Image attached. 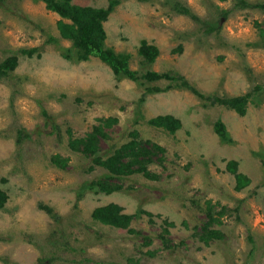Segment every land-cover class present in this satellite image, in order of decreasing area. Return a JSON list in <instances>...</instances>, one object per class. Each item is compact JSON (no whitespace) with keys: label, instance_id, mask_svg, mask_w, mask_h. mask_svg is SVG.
<instances>
[{"label":"rangeland","instance_id":"obj_1","mask_svg":"<svg viewBox=\"0 0 264 264\" xmlns=\"http://www.w3.org/2000/svg\"><path fill=\"white\" fill-rule=\"evenodd\" d=\"M177 2L199 20L178 13ZM241 5L120 0L104 22L106 44L130 55L137 73L130 79L97 57L79 60L43 1L0 0V62L18 57L0 79V187L9 195L0 209V264H264V11ZM143 41L158 47L154 62L140 54ZM149 71L183 75L207 96L254 95L241 115L168 89L166 79L150 81ZM155 87L162 91L148 92ZM159 116L174 117V131L150 123ZM98 126L102 159L132 133L162 146L149 165L158 178L113 177L108 183L121 189L101 191L95 184L107 168L70 146ZM233 160L250 179L241 190L228 168ZM208 201L221 238H207ZM112 203L132 217L127 227L93 217Z\"/></svg>","mask_w":264,"mask_h":264},{"label":"trees","instance_id":"obj_2","mask_svg":"<svg viewBox=\"0 0 264 264\" xmlns=\"http://www.w3.org/2000/svg\"><path fill=\"white\" fill-rule=\"evenodd\" d=\"M46 4L47 9L56 12L60 19L57 22V28L60 35L73 43V52L79 60H87L90 57H97L106 64H108L117 76H125L130 79H137V73L130 68V55L127 53H119L106 44L107 34L104 28V22L107 21L109 15L114 11L120 0H110L107 7H94L75 4L73 0H41ZM243 8H259L264 11V2L251 4L244 0H239ZM175 7L177 12L185 14L193 19L199 18L191 11V9L179 2ZM261 30V28H260ZM264 35V30H261ZM33 50H28L32 53ZM140 54L149 62H154L159 55V49L156 45L149 44L143 41L139 48ZM18 64V57H8L3 62H0V79L7 76L10 71H13ZM150 81H157L166 79L170 81L168 89L184 88L191 91L196 96L203 100H209L213 104L223 105L227 108L234 109L241 115H244L247 106L250 103L254 91L230 97L207 96L193 87L190 82L183 75H175L168 73H159L156 71H149L144 75ZM262 87L255 88L256 91L261 90ZM162 91L161 88L155 87L148 89V92ZM177 121L172 116H159L150 120V123L156 126H164L174 131L177 126ZM175 125V126H174ZM216 132L223 138H227L226 126L223 122L218 121L215 125ZM102 131L100 127H95L94 131L86 138L72 139L70 146L74 150L82 151L86 156L92 157L97 164H101L107 168L109 176L105 180L96 182V186L103 192L111 193L121 189L120 185H112L110 182L113 177H120L130 175L133 173H143L147 178L156 179L158 175L151 172L149 165L154 162L153 158L159 152H164L165 149L151 140L139 139L137 133L131 134L130 141L124 143L107 158L102 159L99 153V142ZM52 161L64 167L67 160L60 155L52 157ZM228 168L235 174L237 179L236 189L241 190L250 183V179L245 174L239 172L238 162L230 161ZM3 181H6L3 179ZM9 195L5 189L0 187V209H3L8 202ZM207 202L206 215L207 223L204 225L207 238H221L222 234L214 228L216 223L220 222V217L214 213V206ZM48 213L54 215V210L46 205H41ZM121 207L117 204H108L106 206L98 207L93 212V217L102 223L117 226L127 227L132 217L121 212ZM223 215L220 212V216Z\"/></svg>","mask_w":264,"mask_h":264}]
</instances>
